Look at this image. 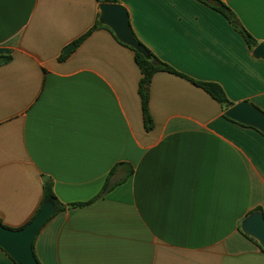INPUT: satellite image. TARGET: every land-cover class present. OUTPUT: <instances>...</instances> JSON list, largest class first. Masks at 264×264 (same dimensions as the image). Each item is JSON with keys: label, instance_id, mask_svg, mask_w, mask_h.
I'll list each match as a JSON object with an SVG mask.
<instances>
[{"label": "crops", "instance_id": "obj_1", "mask_svg": "<svg viewBox=\"0 0 264 264\" xmlns=\"http://www.w3.org/2000/svg\"><path fill=\"white\" fill-rule=\"evenodd\" d=\"M264 43V0H221ZM134 35L182 75L147 84L146 128L133 51L95 24L96 0H0V222L16 229L42 202L63 208L33 241L40 264H264L244 233L264 216V134L224 116L192 83L264 112V61L201 0H118ZM105 26V25H103ZM118 182L98 194L110 170ZM129 168L131 173L128 174ZM0 264H17L0 248Z\"/></svg>", "mask_w": 264, "mask_h": 264}, {"label": "water", "instance_id": "obj_2", "mask_svg": "<svg viewBox=\"0 0 264 264\" xmlns=\"http://www.w3.org/2000/svg\"><path fill=\"white\" fill-rule=\"evenodd\" d=\"M98 19L107 26L114 36L145 57L146 47L133 34L129 25L126 9L119 3H99ZM235 23H237L235 21ZM75 47L74 43L66 45L62 54H67ZM252 55L264 61V43H258L252 49ZM224 116L240 124L251 126L264 134V112L247 100L239 101L224 111ZM55 204L46 200L35 216L23 227L12 229L0 223V248L17 264H40L33 252L32 242L40 227L55 213ZM241 230L253 237L264 250V216L260 211H252L242 221Z\"/></svg>", "mask_w": 264, "mask_h": 264}, {"label": "trees", "instance_id": "obj_3", "mask_svg": "<svg viewBox=\"0 0 264 264\" xmlns=\"http://www.w3.org/2000/svg\"><path fill=\"white\" fill-rule=\"evenodd\" d=\"M96 1L99 2V3H102V2H105V3H118V0H96ZM201 1L204 2L205 4H207L208 6L212 7L214 10L218 11L219 13H221L230 23H232L234 25V27L236 28V30L240 32V34L242 35L243 39L245 40V42L248 44L249 47L252 48V47H254L255 45L258 44L257 41L245 29H243L238 24L233 23V20L235 19V15L227 7V5L225 3H223L221 0H201ZM98 25H102V27L110 30L107 26H103V24L101 23V21L98 19V16H97L96 21H95V24L92 26V28L89 29L88 31H86L80 37L74 39L73 40V43L77 46ZM134 37L137 39V37L135 35H134ZM139 42L141 44H143L141 41H139ZM123 45H125L126 47L130 48L133 51L134 61L137 64V66H138V68L140 70V73H141V77H140V80H139V93H140V98H141L142 116H143V120H144V124H145L146 128H149L152 125V120H151V117L149 115L148 107H147V103H148L147 84L149 83L151 77L154 75V73H156L158 71H166V72H171V73L179 74V75H182V74H180L179 72H177L175 69H173L167 63L161 61L144 44L143 45L146 47V49L148 51L147 57H145L142 53L136 51L132 47H130V46L126 45V44H123ZM65 56L66 55L62 54V55H60V58H64ZM10 57H11L10 55H0V64L9 61L10 60ZM189 80L192 83H194L195 85H197L200 88H202L214 100H216L217 102H219L220 104H222L225 109H227L228 107H230L231 105H233V103L230 102L227 99V97H226V95H225L222 87L218 83L211 82V81H196V80H193V79H189ZM114 170H115L114 168H112L110 170V172H109V174H108V176H107V178H106V180H105L102 188L100 189V191L98 192V194L96 196H94L92 199H90V200H88L86 202H76V203H72L71 206L88 205L91 202H93L94 200H96L99 197L103 196L115 184H118L119 181L112 183L111 180H110L111 179V176L113 175ZM130 173H131V168H129V171H128V174H130ZM46 200H50V201H52L55 204V207H56V211L55 212H58L59 210H61L63 208V205L57 200L56 196L53 193V190H52V180L50 178H45L44 179V182H43V197H42V202H41L40 206L38 207V209L36 210V212L30 218V220L35 216V214L39 211V209L41 208L42 204ZM257 211H259V210H257ZM19 228H21V227H19ZM16 229H18V228H16ZM250 238L254 240L253 237H250ZM32 248H33V242H32ZM33 252H34V250H33ZM34 255H35V253H34ZM35 257H36V255H35ZM36 259H37V257H36ZM37 261H38V259H37Z\"/></svg>", "mask_w": 264, "mask_h": 264}]
</instances>
